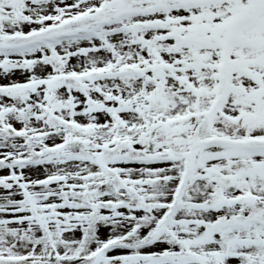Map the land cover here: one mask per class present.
<instances>
[{
  "label": "snow or ice",
  "instance_id": "snow-or-ice-1",
  "mask_svg": "<svg viewBox=\"0 0 264 264\" xmlns=\"http://www.w3.org/2000/svg\"><path fill=\"white\" fill-rule=\"evenodd\" d=\"M0 264H264V0H0Z\"/></svg>",
  "mask_w": 264,
  "mask_h": 264
}]
</instances>
